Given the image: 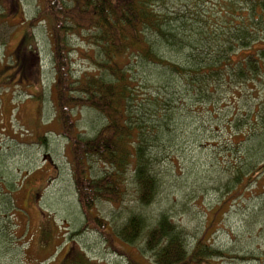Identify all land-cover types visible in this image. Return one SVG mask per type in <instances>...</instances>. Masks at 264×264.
<instances>
[{
    "label": "rangeland",
    "instance_id": "1",
    "mask_svg": "<svg viewBox=\"0 0 264 264\" xmlns=\"http://www.w3.org/2000/svg\"><path fill=\"white\" fill-rule=\"evenodd\" d=\"M63 1L73 9L75 0ZM228 1L158 3L152 9L163 32L147 29V41L185 67L205 50L179 45V38L211 47L203 34L218 30ZM73 13L56 1L0 0V264H153L146 236L162 214L185 232L189 248L201 238L225 253L203 264H264V175L244 190L234 180L237 167L246 176L254 170L256 136L242 144L245 138L235 135L236 118L259 101L256 92L247 85L233 98L223 89L214 105L198 102L193 86L169 66L128 54L122 66L134 87L130 123L161 189L153 203L141 205L130 168L119 198L109 200L83 181L114 168L97 153L76 158L65 136L71 130L93 138L107 124L99 110L63 96L55 28L73 21ZM66 36L65 55L59 52L64 77L70 70L75 79L103 73L98 32L86 26ZM257 92L264 94V83ZM133 214L145 218L146 228L127 245L118 233Z\"/></svg>",
    "mask_w": 264,
    "mask_h": 264
},
{
    "label": "trees",
    "instance_id": "2",
    "mask_svg": "<svg viewBox=\"0 0 264 264\" xmlns=\"http://www.w3.org/2000/svg\"><path fill=\"white\" fill-rule=\"evenodd\" d=\"M50 1H56L65 12H74L71 14L73 21L59 23L55 28V61L63 96L71 100L69 103L74 106L89 104L107 119L106 126L93 138H85L80 133L73 135L71 130L65 135L71 141L76 158L97 153L114 168L93 180L85 177L87 180L83 182L90 185L93 191L116 201L121 194V181H126L125 176L130 168L133 169L141 205L153 203L161 189L159 176L153 174L147 165L144 140L141 139V142L139 133L130 123L128 107L133 100L134 87L128 71L122 66L128 54L169 66L193 86L192 89L199 95L198 102L214 105V96L222 93L223 89L225 92L231 91L233 98L234 94L243 96L241 89L249 85L259 101L236 118L239 130L236 127L237 133L234 135L245 138L240 143L249 139L253 141L251 137L256 136L257 141L255 143L254 140L250 149L255 165L253 172L247 176L242 168L237 167L234 180L236 186L244 190L255 178L264 175V162H260L264 154V94L257 92V87L262 88L264 83V0H229L225 3L226 10L220 18L218 30L203 34L211 41V47L203 48V40L195 43L196 39L186 41L183 37L184 40L179 38V45L186 43L190 49L205 50L198 56H189V65L185 67L160 57L147 41V29H154L162 35L160 17L152 7L166 0H75L71 7L73 9L66 6L63 0ZM61 15L64 17V14ZM84 21H87L86 26L98 32L106 59L97 65L104 71L79 79L74 78L71 70L69 73L65 71L69 75L66 79L65 67L61 64L63 57L59 52L65 55L63 49L68 45L67 33L86 27ZM175 37L169 33L170 48L173 46L170 39ZM244 127L248 128V134L242 132L241 128ZM134 140L138 141L136 145ZM145 228V218L141 214H133L119 230L118 236L127 245H132L141 238ZM151 228L145 246L154 253L153 264H203L209 259L225 256L224 252L213 249L210 242L201 238L196 239L189 248L185 232L167 214H162Z\"/></svg>",
    "mask_w": 264,
    "mask_h": 264
}]
</instances>
